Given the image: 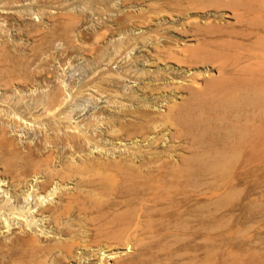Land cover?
<instances>
[{"label": "bare ground", "instance_id": "bare-ground-1", "mask_svg": "<svg viewBox=\"0 0 264 264\" xmlns=\"http://www.w3.org/2000/svg\"><path fill=\"white\" fill-rule=\"evenodd\" d=\"M24 1L0 0V9ZM157 1L159 26L152 24L151 5L141 11L142 21L133 17L128 26L142 27L137 34L154 55L140 58L149 67L162 63L161 73L145 82L151 68L126 70L124 76L143 81L128 93L104 88V82L119 83L118 76L97 80L90 88L117 107L99 110L83 124L65 108L72 96L62 76L51 88L44 69L48 80L39 83L51 89L34 95L35 79L43 75H34L35 82L28 71L39 50L30 51V59V45L24 50L0 43V264H172L180 256L170 251L172 240L188 239L184 254L195 247L207 253L198 235L222 243L221 214L208 218L205 212L197 220L193 206H223L227 196L237 195L239 144L251 143L245 157H264V0ZM65 3L37 0L35 12L27 7V14L9 17L17 24L23 16L37 22L47 16V28L68 29L74 18L62 23L58 14L44 12L61 11ZM2 16L5 35L12 26ZM33 21L13 26L21 36H36L41 26ZM152 29H162L156 44ZM59 64L57 72L64 67ZM158 103L163 110L154 109ZM21 128L40 135L33 145L9 136Z\"/></svg>", "mask_w": 264, "mask_h": 264}, {"label": "rangeland", "instance_id": "rangeland-1", "mask_svg": "<svg viewBox=\"0 0 264 264\" xmlns=\"http://www.w3.org/2000/svg\"><path fill=\"white\" fill-rule=\"evenodd\" d=\"M36 1L26 0V2L24 1V3H20L26 8L22 7L19 4L18 6L20 8L16 6L13 10H10L11 8L5 9V11H3L4 9H0V14L7 15V16H4L3 19H5V17L6 18L8 17L9 18V20L7 19L8 24H9L8 26L9 27L12 26L10 27L11 28L10 30L8 29L9 31L7 30L8 33L6 32L5 35L4 33L0 34V38H2L0 39L1 41L0 43L7 41V44L9 45L10 44H20L21 47L22 46L24 47V50H25L24 45H26V50L29 49L30 47V49L27 50L29 53L25 51L27 55L28 54L30 55L31 53H33L31 55H34L35 50L40 51V52L38 51V53L35 52L36 56L35 57L33 56L34 58L37 59V61L33 60L31 55L29 57L30 59H32L31 63H30L29 58H27V61H25L27 64L30 63L33 65V67H31V69L28 71L29 69L28 67H30L31 65L29 64L28 66L26 64V67L28 66L26 68L27 71L28 72L31 71V75L34 73L32 75L33 78L31 77V75H28V73H26L27 71H25L24 74H27V76L30 77L28 79L31 80L32 78V81L36 77H40L43 75L42 77L35 79L38 83H39L38 79H40V83H41L45 79L49 78L50 81H47V83L50 85L51 88L54 86V82L57 81L55 77L57 78V76H62L64 78L63 85L66 86V87L63 86V88H65L64 91L65 92L67 91L66 94L69 93V95L72 96L69 102L67 101L65 108L67 112L69 111L74 112L72 113V115L74 116V118L76 117L75 120L77 122L82 121L81 124H83L84 123L83 121L89 119L93 114H96V112L98 113L99 110L101 111H104L106 109L113 110L117 107V105L108 103L110 99L109 98L106 99V95L99 98L93 92L94 90L91 89L90 86L94 82H98L102 78H108V77L109 78L111 77V79H115L118 76V79L121 82V84L118 81V79H116L119 83L114 84V83L109 82L107 83L108 85L107 84L105 85V82H104V88L106 87L105 89H108V90L111 89V91L119 90L123 92V89L125 87V90L128 93L132 89L133 90L136 89V91L139 90L143 86L142 80H144L145 82L151 81L149 80V79H153V75L151 73L154 74V71L158 73V71L163 68L162 63H158V62H155L154 66L151 65L152 67L146 66L148 64H146L144 60H142L144 57L143 58H140V57L146 56L149 51L151 52L150 55L153 56L154 53L150 49L152 45L151 47L149 46V48L143 47L142 37L139 36L141 35L140 32L143 31V29H141L142 27L139 28V30L135 31V30H131L132 28L130 29V26H128V21L132 22V19L134 18L138 20V22H140L139 20L142 21L143 14L141 13L143 11L145 12V10L148 11L149 9L151 11L150 13L151 18L153 19L155 17L153 20L154 22H152V24L156 23L157 22L155 20L157 18L156 12L158 11L157 4H160L161 3L160 1H157V0H69L68 2V0H66L68 4L65 3L67 5V6L65 5L66 7L65 9L61 11L46 9L44 12L46 14L51 13L54 16L55 15L57 16L58 14L62 23L69 22V16H70V18L75 19L73 22L75 23L74 24L75 26H77L79 22L77 28H75V26L73 25H72L73 27L71 26H69V28L67 27L68 29H64V28L62 29L60 27H57L59 29H57L56 27H54L55 29L53 27L47 28L46 24L48 25V22H46L47 19L44 18L47 16H44V14H43L44 16L43 18L39 17L40 22H37L36 21L37 19L36 20L34 19L33 21L34 16L30 18V16L27 15L29 18L27 16H23V18H21V21L25 20L27 23H30L31 21H33L35 25L40 24L41 28L38 32L32 33V34H35L36 36H31V34L27 36L26 33H25L26 35L24 34V36H21L23 33H21L20 35L19 30H17L13 25H17L16 27L19 28L20 25L21 27H23L26 24V22H24V25L21 24L23 23V21L22 22L17 21V24L16 23L13 24L12 22H15V21L11 22L10 19L12 16L13 17L18 16L20 12L27 14L23 10L30 9L33 12H35L37 10ZM29 3H31V5ZM149 5H151L152 8L149 7L148 9L147 6ZM27 7H29V9ZM18 11L20 12L18 13ZM222 14L225 17H229L227 18L228 22L229 21L231 23L234 22L233 19H231V16L228 11L223 12ZM2 15H0L1 17L0 20H2V17H3ZM9 15H12V16L9 17ZM59 17H56V18L59 20ZM62 17L64 20L66 19V21L62 20ZM128 17H130L131 20L130 19L128 20ZM116 19L118 20L119 25L118 23L115 24L117 22ZM71 20L73 21V19ZM71 20H70V23H72ZM7 21L5 23H7ZM76 21L78 22L76 23ZM131 22H130V25H131ZM34 23H31V24H34ZM113 23L115 24V27L117 28L111 25ZM136 24H137V21H136ZM42 25H45V27L48 30L45 29V27H43ZM154 25L156 27L159 26L157 23ZM8 26H6L5 28L7 29ZM42 29L44 31L41 33ZM155 29L154 30L152 29V31H156L157 33L155 32L153 33L150 31V36L152 34H154L152 36H155V37H151L150 42L154 41L152 42L153 44L155 43L157 39L162 37L160 34L162 32V29H160L161 31H157L159 29L157 30ZM130 30L136 35H138L137 34L138 32L139 35L135 36ZM155 34L156 35L158 34L159 37H156ZM13 40H16V41H13ZM113 40H116V41L112 42ZM33 44H35L34 46H36V48L33 46ZM39 44H41L40 49L37 48L39 47L37 46ZM28 45L30 46L28 47ZM41 47L44 49V52L43 51L42 52L46 56L42 54ZM32 48L33 49L35 48L34 51L31 50ZM37 54H39V59L40 60L42 59L41 62H39ZM44 56L47 59V61L44 58ZM59 63H61L62 67L64 66L63 68H61L63 70L62 72L60 71L61 70L60 68H59V72H57L58 66L60 65ZM155 64L157 66H155ZM171 64L173 66V63ZM40 67L41 68L43 67L42 68L43 70L47 69L46 72L50 74V75L46 74L47 78L44 75L45 70L42 71ZM148 67L151 69H149ZM145 68L149 69L150 71L153 70V72H150V74H148V76H145V77H143L144 76L143 75L142 78L144 79L140 81L136 80V78L134 79V77L131 78V77L124 76V73L128 69H131L133 71L138 70V72H140V70L144 71ZM34 75L36 76L35 78H34ZM120 76L122 77V81L120 80ZM41 79L43 80L41 81ZM35 82H33V84H35ZM40 83L39 85L37 84L38 88L35 84V88L39 90V91L34 92L35 96L38 95L40 92L41 93L44 91L46 92L48 91V89L49 90L51 89L49 85L45 82H43L42 84L45 87L47 84V88H44L42 84H41L42 87H40L41 86ZM72 85H73V88H72ZM27 89L29 90L30 88L27 87L26 90ZM36 89H34V91ZM26 90L25 91L23 90L24 91L23 95H26V96H28V94L31 95V93H28V90L27 91ZM143 92L145 91L143 90ZM1 93L2 91L0 92V94ZM140 93H141V90H140ZM27 99L29 100V98ZM125 102L126 101H124V103ZM130 104L131 103L129 102L127 103V105H130ZM161 104L162 103H158L157 106H154V109L163 110L161 109ZM27 129L28 128L26 129L21 128L19 130L20 131L19 133H10L9 136L13 137L14 135L13 138H15L16 142H18L19 144L25 143V144L33 145L37 141L40 135H37L34 128H32V130H29V129L27 130ZM250 144L251 143L246 142V143H241L238 145V153H237L238 154V189H237L238 193L237 195L235 197H232L231 195H229V197L227 196L226 199L224 200L223 206H207V207L206 206H193V209L195 210V212H197L198 217L199 215L203 216V213L205 214V212L207 214V217L208 215H210L211 217L212 215H214V213H217L216 215L221 214L222 224L218 228V231H220L223 234L222 239H221L222 243L219 246L217 245L218 242L213 240L214 239L213 236L215 234L214 232H212V234L213 233L214 234L212 236L213 239H211L213 240V242H211V240L209 239L210 241L208 243H207V240H205L203 237L198 235L200 237V240L198 237L195 242H198V240L201 241L200 243L201 245H199L200 248L203 245L206 247L208 246L207 253H205L202 248L199 249L198 247H195L194 250L196 252L193 251L195 253L190 252L188 254L187 253L184 254L183 248H185V246L187 245L188 239H185L182 241L177 240L176 242L172 240L168 243V245L172 247V248L170 247V249L172 250L168 249V251L169 250L174 251L176 249L178 251L177 252L178 256L180 255L178 258L175 257V259H173L172 264H183V263L184 264H187V263L188 264H193V263L194 264H264V157L263 156L261 158L245 157L244 154L242 153L249 151L251 149L252 146ZM195 212L194 214H196ZM201 216L199 218L196 216L197 220L201 219ZM214 224L215 223H211L210 227H215ZM0 238H3L2 234H0ZM215 247L217 249H215ZM179 248L180 249L182 248L181 252ZM197 249H199V251ZM181 253H182V258H181ZM191 253H193L192 256H191ZM188 256H189V259H188ZM194 259L195 260L197 259L198 262L195 261Z\"/></svg>", "mask_w": 264, "mask_h": 264}]
</instances>
